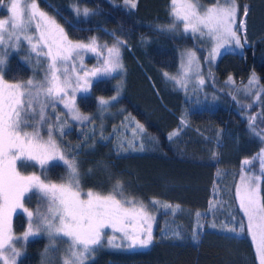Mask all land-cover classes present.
Returning <instances> with one entry per match:
<instances>
[{
  "label": "trees",
  "instance_id": "16d2710c",
  "mask_svg": "<svg viewBox=\"0 0 264 264\" xmlns=\"http://www.w3.org/2000/svg\"><path fill=\"white\" fill-rule=\"evenodd\" d=\"M36 2L72 40L95 37L113 44L118 37L126 42L118 96L110 99L116 91L114 77L95 78L76 99L88 121L76 123L53 108L51 124L57 143L79 164L83 191L107 194L120 182L123 196L117 197L147 205L154 217L152 242L128 248L108 246L104 240L85 264H260L236 189L242 175L260 177L264 201V173L252 164L264 149V0H237V25L247 6L248 46L221 49L214 59H209L208 39L185 33L182 23L173 31L160 30L172 23L170 0H137L135 9L124 0ZM199 2L213 6V0ZM72 4L92 12L88 18L77 16ZM182 46L198 51L206 76L203 85L177 88L165 77L176 70ZM23 57H7L5 81H38ZM253 74L258 83L248 91ZM101 99L108 104L101 106ZM137 123L144 131L134 138ZM17 168L22 174L39 172L48 181H58L66 172L59 159L43 167L18 162ZM23 203L29 211L39 204L33 195ZM23 216L15 215L14 234L24 229ZM14 245L21 251L15 264H41L45 259L47 240L40 234Z\"/></svg>",
  "mask_w": 264,
  "mask_h": 264
},
{
  "label": "snow or ice",
  "instance_id": "6c2138e0",
  "mask_svg": "<svg viewBox=\"0 0 264 264\" xmlns=\"http://www.w3.org/2000/svg\"><path fill=\"white\" fill-rule=\"evenodd\" d=\"M124 4L135 9L137 0H124ZM72 10L77 16L91 14L90 9L76 4L72 5ZM8 11L11 14L8 19H0V65L5 62V48H19L21 42L26 41L29 55L34 53L38 63L43 58L47 68L41 81L29 79L25 83H8L0 76V264H15V258L20 254L14 247L15 242L26 241L29 236L40 232H46L50 238V245L45 249L46 264H52L47 260L48 253L60 251L55 242L58 238L63 242V237L68 238V247L63 250L61 264H85L88 256L103 245L106 228L113 232L107 239L109 246H122L116 243L115 233L121 234L120 240L128 242V248L148 246L152 242L150 221L154 217L147 205L134 199H118L117 195L123 196L120 182L107 194L91 189L84 192L79 164L74 156L69 158L57 143L53 135L54 125L48 124L46 113L47 107L59 100L69 109L72 119L88 120L89 117L75 106V92L88 90V77L121 69V47L126 42L118 37L111 46L99 44L95 37L87 43L73 42L56 19L41 10L36 0H10ZM238 11L237 0H213L211 7H203L199 0H170L172 23L160 26V30L173 31L182 23L185 33L199 34L214 42L209 53V59H214L225 45L242 47L240 31L245 25L243 20L237 25ZM243 14L247 16V6ZM84 50L101 55L106 52L103 66L87 70L82 58L77 63L76 58ZM185 56L186 62H182L178 76L164 75L186 88L193 66L197 74L199 66L194 52L189 51ZM231 82L229 77L228 83ZM256 83L258 78L253 74L247 90L251 91ZM199 84H204L203 78L199 79ZM106 104L107 100H100L101 106ZM44 126L48 128L47 139L41 135ZM59 131L63 135V127ZM143 131V125L137 123L133 137ZM260 155L264 169V150ZM54 159L63 161L67 169L61 183L35 174H22L17 168L18 162L34 161L43 167ZM244 163L251 162L245 160ZM259 179L242 175L236 194L240 208L248 218L247 230L256 244L260 264H264V201L260 197ZM32 190L42 194L47 207L37 209L35 213L24 209L29 217L28 229L22 237H14L11 214L23 208V200ZM228 231L234 232L235 229L229 228ZM9 252L11 256L6 254Z\"/></svg>",
  "mask_w": 264,
  "mask_h": 264
},
{
  "label": "rangeland",
  "instance_id": "374dc122",
  "mask_svg": "<svg viewBox=\"0 0 264 264\" xmlns=\"http://www.w3.org/2000/svg\"><path fill=\"white\" fill-rule=\"evenodd\" d=\"M9 4H10V0H3V1L0 2V19H8V17L11 15L10 12L8 11ZM80 7L81 8H85V5H80ZM91 12H92V10H91ZM49 15L50 16H53L52 14H49ZM81 16H83V15H81ZM83 17H85V16H83ZM87 18H88V16H87ZM244 19H245V16L243 14V16L241 17V20L244 21ZM240 35H241V44H242V47L243 46H248V42H247V40L244 37V29L240 31ZM90 39L91 38L87 39L86 41L72 40V39H70V40H72L73 42H84V43H87V42H89ZM98 43L101 44V45H104V44H107L108 46H111L112 45V44H108L107 42L101 41V40ZM207 44H208V49L209 50H211L212 47L214 46V42H210L209 40H207ZM242 47H237L234 44H229V45H225L224 47L220 48V50L221 49H230V50H234V51H241ZM189 51L195 53V56H196V59H197L199 68H198V74H197V72L195 70V65L193 66V71L190 72L189 75H188V82H187V86L186 87L193 86L195 84H199V79L200 78H203L204 81L206 80V76H204L201 73V61L199 59L198 51L194 47H192V46H182V47H180L178 49V53H179L178 66H177V68H176V70L174 72L168 73V74L170 76H178L179 75V73L182 71V69H181L182 62H186V56H185V54L187 52H189ZM4 53H5V55H4L5 62H4L3 65H0V76L3 77V71H4V69L6 67V64H7V57L9 55L13 54V53H15V54L18 53V55H20L21 57L24 56L23 59L26 62L28 61L27 63H28V65L31 68H33L32 70H35V72L38 75V78H37L38 81L43 80V78L45 76V70L47 68V63H46V61H43V58H41L42 62L41 63H38L36 61V59H35V54L34 53L31 54V56L29 55V45L27 44L26 41H22L21 44H20V46H19V48H13V47H7V48H5ZM104 56H106V52L101 55V54L93 53L91 51L84 50V51L81 52V56L76 58V61H77V63H79V61L82 58L84 68L87 69V70H91L93 68H97V67H102L103 66ZM122 75H123V69L122 68L121 69H117L116 71H114V72H112L110 74H105V73L101 72V73H98L95 76L88 77V79L90 81L89 85L91 84V81L93 79H95V78H101V77H105V76L106 77H109V76L114 77L116 79V81L114 82L116 91H115L114 95L110 98V99H112L113 97L118 96V94L121 91V87H122ZM40 76H41V78H40ZM29 79H32L34 81H37L33 77H27L26 79L21 80V81H16V82L14 81V82H8V83H25ZM3 80H4V78H3ZM170 81L177 88H183V87L178 86L175 83V81H173V80H170ZM88 89H89V86H88ZM83 92H86V91H84L82 89H78L75 92V106H76V99H77V97L79 95H81ZM253 97H255V96H253ZM53 108L56 109V110H58L59 112H61V111L65 112L68 115V117L70 118V120H73L76 123H86L88 121V120L78 121V120L72 119L71 112L69 111L68 108L65 107L64 103L60 102L59 100H56L53 104H50L47 107V109H46V113H47V117H48V124H51V120L53 119V114L51 112V109H53ZM79 112L82 113L80 110H79ZM83 115L87 116L86 114H83ZM29 129H31V128H28L27 130L29 131ZM47 134H48V128H47V126H44L41 129V135L44 137V139H47ZM262 136L264 138V135H262ZM260 154H262V151L260 152ZM260 154H259L258 158L252 160L253 161L252 164H254V165L257 166L258 171H262L264 173V169H262L261 155ZM31 162L34 163V165L36 167H41V165H39L38 163H36L34 161H31ZM66 173H67V169H66L65 174L62 176V178L66 176ZM31 174H35L37 176H41V178L44 179V177H42V175L39 172H35V173L34 172H30V173H27L25 175H31ZM62 178L60 180H58V181H51V182L61 183L62 182ZM87 191L88 190H84V192H87ZM27 195L28 196L33 195L36 198V201L39 202V204L37 205V209L43 210V209H45L47 207L46 201L41 198L42 197V194L39 193L37 190H32ZM117 198L120 199L119 197H117ZM23 202H24V200H23ZM26 202H28V200H26ZM24 209H27V208H25L24 203H23V208H18V209H16L11 214V218H10L11 219V223H12V221H13V219H14V217H15L16 214H23L24 215L23 216V219H24V229L22 231H20L21 232L20 234L19 233H15L14 234L12 232L13 235H14V237H22L23 234H24V232L27 231V229H28L29 217L27 215V212L24 211ZM30 211L33 212V213L36 212V210L35 211L34 210L33 211L30 210ZM33 219H35V217H33ZM151 222L152 221H150V224H151ZM11 230H12V228H11ZM151 230H152V226H151ZM104 232H105L104 240H105V242L107 244V239H108L109 236L113 235V232H112V229L111 228L104 229ZM39 234L46 238V240H47V248H48L49 245H50V238H49L48 234L46 232H40V233H38L36 235H39ZM115 235L117 237L116 243L117 244H121L123 247H127V243L128 242L127 241H122V240L119 239V237H120L121 234L120 233H115ZM31 236H33V235H31ZM62 239H63V242L59 238L55 242V247L57 249H60V251L55 252V253H52V252L48 253L47 260L48 261H51L52 264H61L62 257L64 255L63 250L68 247V238L67 237H63ZM23 241H25V240H17L16 242H20L22 244ZM14 246H15L16 251H18L20 253L21 251L19 250V248L17 249L16 245H14ZM6 254L8 256H11V253L10 252L9 253H6ZM90 258H91V255L88 256V258H87L86 261H88ZM41 264H46V257H45V259L43 260V262Z\"/></svg>",
  "mask_w": 264,
  "mask_h": 264
}]
</instances>
